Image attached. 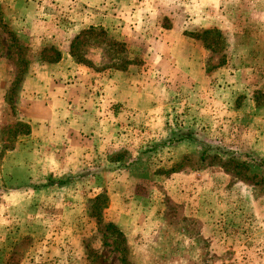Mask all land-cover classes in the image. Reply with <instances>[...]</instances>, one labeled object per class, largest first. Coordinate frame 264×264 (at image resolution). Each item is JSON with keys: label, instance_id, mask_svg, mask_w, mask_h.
I'll return each mask as SVG.
<instances>
[{"label": "rangeland", "instance_id": "obj_1", "mask_svg": "<svg viewBox=\"0 0 264 264\" xmlns=\"http://www.w3.org/2000/svg\"><path fill=\"white\" fill-rule=\"evenodd\" d=\"M40 51L98 86L83 170L29 136ZM1 56L0 264H264V0H0Z\"/></svg>", "mask_w": 264, "mask_h": 264}, {"label": "crops", "instance_id": "obj_2", "mask_svg": "<svg viewBox=\"0 0 264 264\" xmlns=\"http://www.w3.org/2000/svg\"><path fill=\"white\" fill-rule=\"evenodd\" d=\"M27 6L28 10L33 9L35 11V3H27ZM24 22L21 26L27 27L28 30L32 23L28 26L30 21ZM50 22L51 20L47 19L39 23H43V25H45L44 27H46L47 25L51 26L52 23ZM10 23L15 25L13 21H10ZM63 50L66 49L63 48ZM41 51L37 54V57L31 60L27 70L28 75L23 83L21 110L25 117L24 120H26L32 128L29 136H31L32 139L36 137L44 138L46 141L43 142V146H47L50 149L53 147L56 148L63 143L67 145L69 143L70 147L66 149L67 155H71L74 161L76 159L75 167L79 168V171L83 170L89 167L90 164L87 159L84 158L85 153H88V148H90L89 145H92L93 142V140L90 139L97 138L101 133L99 129V122L101 120H99L96 109L98 98L94 95V93H96L94 92L95 88L98 86H94L92 81L85 79L86 74H88V72L90 74L91 72L84 70L85 68L81 66H79V81L66 84L58 80V74H65L64 70L67 64V57L71 56L69 54L67 55L66 51H63L61 57L44 60ZM5 58L2 56L0 57V76L7 74L4 60L6 63L8 60ZM6 67H8V64H6ZM18 72L19 69L16 67L15 70L13 69L11 71L13 76L9 79L10 81L8 80L7 83L0 81V108L7 104L8 91L12 90ZM47 77L50 78L49 82L41 81ZM108 82L113 84L114 80L107 79V84ZM37 105L40 107L42 106L41 108L44 110L43 117L37 116L39 115V113L35 112ZM63 107H65L64 110ZM72 110H77L78 113H73L71 112ZM71 148L72 150H76L75 154L71 152ZM17 151L16 148L13 152H9V155L7 154V160L9 158L14 159L18 154ZM258 151L261 150L258 149ZM69 152H71V154ZM90 153H93V150ZM62 154L64 155L65 153ZM67 160L69 162L73 161L69 157L67 159V157L64 156L63 159L61 158L60 165L66 163ZM27 186H29V184H27Z\"/></svg>", "mask_w": 264, "mask_h": 264}, {"label": "trees", "instance_id": "obj_3", "mask_svg": "<svg viewBox=\"0 0 264 264\" xmlns=\"http://www.w3.org/2000/svg\"><path fill=\"white\" fill-rule=\"evenodd\" d=\"M211 31H212V30L209 29V30H207L206 32H211ZM97 216H99V215H97ZM98 218H99V221H100L101 218H100V217H98ZM105 226H107L108 228H116L115 225H113V224H111V223L105 224Z\"/></svg>", "mask_w": 264, "mask_h": 264}]
</instances>
